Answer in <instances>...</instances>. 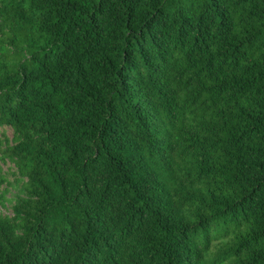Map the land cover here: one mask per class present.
Masks as SVG:
<instances>
[{
  "label": "trees",
  "instance_id": "trees-1",
  "mask_svg": "<svg viewBox=\"0 0 264 264\" xmlns=\"http://www.w3.org/2000/svg\"><path fill=\"white\" fill-rule=\"evenodd\" d=\"M6 161L0 264H264V0H0Z\"/></svg>",
  "mask_w": 264,
  "mask_h": 264
},
{
  "label": "rangeland",
  "instance_id": "rangeland-1",
  "mask_svg": "<svg viewBox=\"0 0 264 264\" xmlns=\"http://www.w3.org/2000/svg\"><path fill=\"white\" fill-rule=\"evenodd\" d=\"M7 136L12 138L13 132L7 129ZM1 175L7 180V183L0 185V193H3L4 198L0 202V213L4 216H13V206L16 204L22 195L23 181L16 172L14 164L10 161L1 163Z\"/></svg>",
  "mask_w": 264,
  "mask_h": 264
}]
</instances>
